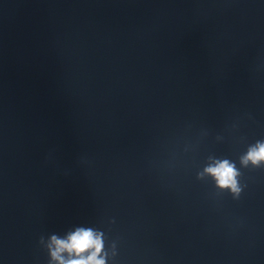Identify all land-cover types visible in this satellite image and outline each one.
<instances>
[{
	"label": "water",
	"instance_id": "water-1",
	"mask_svg": "<svg viewBox=\"0 0 264 264\" xmlns=\"http://www.w3.org/2000/svg\"><path fill=\"white\" fill-rule=\"evenodd\" d=\"M259 139L264 0H0V264L76 227L106 264H264Z\"/></svg>",
	"mask_w": 264,
	"mask_h": 264
},
{
	"label": "clouds",
	"instance_id": "clouds-1",
	"mask_svg": "<svg viewBox=\"0 0 264 264\" xmlns=\"http://www.w3.org/2000/svg\"><path fill=\"white\" fill-rule=\"evenodd\" d=\"M240 163L244 167L264 165V139L249 144L240 156ZM204 174L211 176L219 189L228 190L234 198H239L243 189L238 179L241 173L235 162L216 160L204 168ZM43 239L41 236L39 242L42 243ZM47 248L49 264H106L104 235L92 227H76L63 236L53 234L48 239Z\"/></svg>",
	"mask_w": 264,
	"mask_h": 264
}]
</instances>
